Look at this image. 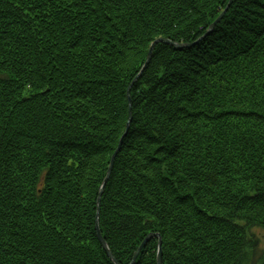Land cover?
Here are the masks:
<instances>
[{"label": "trees", "instance_id": "obj_1", "mask_svg": "<svg viewBox=\"0 0 264 264\" xmlns=\"http://www.w3.org/2000/svg\"><path fill=\"white\" fill-rule=\"evenodd\" d=\"M227 1L0 0V264H113L129 109L117 263L264 264V0L207 32Z\"/></svg>", "mask_w": 264, "mask_h": 264}, {"label": "water", "instance_id": "obj_2", "mask_svg": "<svg viewBox=\"0 0 264 264\" xmlns=\"http://www.w3.org/2000/svg\"><path fill=\"white\" fill-rule=\"evenodd\" d=\"M230 1L231 0H228L227 1V5L224 7V9H223V11L222 12H220L219 14H218V16L212 21V23L209 25V28L207 29V32H209L210 30H212L213 29V25L216 23V22H218L222 17H223V13L229 8V6H230ZM160 42H164V43H166V44H168V45H173V46H175V47H178V48H181V46H187V45H189V44H186V43H181V44H179V43H176V42H173V41H171V40H168V39H165V38H163V37H159V38H157V39H155L154 41H152L151 42V44L149 45V48H148V52H147V55H146V58H145V62H144V64L142 65V67L140 68V70H139V73L136 75V77L134 78V79H136L137 77H139L140 76V74L142 73L141 71L145 68V66L147 65V63L149 62L148 60H149V58H150V54H151V52H152V47H153V45L155 44V43H160ZM130 86V85H129ZM127 92H128V89H127ZM126 92V93H127ZM129 98V97H128ZM129 120H130V116H129V110H128V120H127V122H126V124H125V127H126V129H125V132L127 131V129H128V123H129ZM121 141H122V138L120 139V141H119V143H118V145L116 146V148H115V151L111 154V157H110V162H109V165H108V167H107V169H106V174H105V176L103 177V179H102V181H101V185L99 186V189H98V191H97V197H96V200H95V203H96V210H95V221H94V225H95V230H96V236H97V238H98V241H99V243H100V245L103 247V249H105V251H106V253H107V255H108V257H110V259H111V261L113 262V264H118L117 263V261L115 260V258L112 256V254H111V252H110V250H109V248H108V246L106 245V243H105V241L103 240V238H102V236H100V232H99V229H98V225H97V217H98V210H99V205H100V203H99V200H100V197H101V195H102V190H103V188H104V186H105V184H106V182H107V179H108V177L110 176V173H111V169H112V166H113V163H114V157L116 156V154L118 153V151H119V147H120V144H121ZM151 237H147V239L142 243V245L141 246H144V245H146V243H147V241L150 239ZM160 242H161V240L159 239V241H158V252H157V259H156V264H161V257H162V254H161V244H160ZM140 246V247H141ZM136 254V253H135ZM130 264H132V262H130Z\"/></svg>", "mask_w": 264, "mask_h": 264}, {"label": "rangeland", "instance_id": "obj_3", "mask_svg": "<svg viewBox=\"0 0 264 264\" xmlns=\"http://www.w3.org/2000/svg\"><path fill=\"white\" fill-rule=\"evenodd\" d=\"M231 3V1H230ZM231 5V4H230ZM223 11V10H222ZM146 58V57H145ZM144 62H145V59H144ZM144 64V63H143ZM142 67V66H141ZM146 67V66H145ZM140 70V69H139ZM143 71V70H142ZM141 71V72H142ZM134 80V79H133ZM129 113H130V109H129ZM131 117V116H130ZM127 122V121H126ZM126 124V123H125ZM129 124V123H128ZM129 127V126H128ZM126 129V127H125ZM125 130L123 131L121 138H123L122 136L125 134ZM119 143V142H118ZM121 145V144H120ZM120 150V149H119ZM111 174V173H110ZM253 234H254V237L256 238L257 242L255 244V247H254V253H253V257L251 258V261H256V259H258V256L259 255H262L264 256V231L262 229H260L259 227H254L253 228ZM161 244V242H160ZM162 245V244H161ZM105 251V249H104ZM106 252V251H105ZM137 254V251L135 252ZM263 253V254H262ZM107 254V253H106ZM135 255V254H134ZM108 256V255H107ZM263 261H258L259 264H261Z\"/></svg>", "mask_w": 264, "mask_h": 264}]
</instances>
